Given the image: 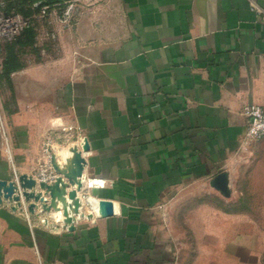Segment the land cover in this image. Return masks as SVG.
Wrapping results in <instances>:
<instances>
[{
	"label": "crops",
	"instance_id": "obj_1",
	"mask_svg": "<svg viewBox=\"0 0 264 264\" xmlns=\"http://www.w3.org/2000/svg\"><path fill=\"white\" fill-rule=\"evenodd\" d=\"M121 2L116 40L85 21L84 59L12 77L9 157L0 134L1 180L22 118L32 150L64 127L82 133L84 183L104 182L90 196L113 215L76 217L71 232L0 208V264H264V209L240 200L264 196L244 188L264 164L245 115L264 107V0Z\"/></svg>",
	"mask_w": 264,
	"mask_h": 264
},
{
	"label": "rangeland",
	"instance_id": "obj_2",
	"mask_svg": "<svg viewBox=\"0 0 264 264\" xmlns=\"http://www.w3.org/2000/svg\"><path fill=\"white\" fill-rule=\"evenodd\" d=\"M85 21L95 26L99 39L116 40L126 26L121 0H0V134L6 157H9V128L14 126V116L21 114L12 77L15 74L24 75L31 69L54 68L62 64L72 66L75 59H84L78 49L80 25ZM25 120L22 118L17 123L18 154L15 164L1 168L0 183L13 184L15 197L6 198L4 191L8 188L0 187V208L3 216L12 213L19 220L40 227L59 226L61 224L53 218L55 208L52 207V198L40 185H52L58 178L64 179L65 176L55 171L53 157L55 164L64 169L69 164L64 163L60 152L78 143L76 148L80 149L79 154L83 157L81 146L84 144L67 126L68 129L64 127L60 132L53 133L50 140L36 137L38 149L32 150L26 134L23 135L25 125L22 123ZM49 175L57 178L45 181V176ZM22 177L34 179L37 185L31 189L23 187ZM64 181L70 184L67 179ZM244 188L256 190V193L264 192V164L258 170L255 183H245ZM88 195V190L82 191L83 198ZM83 200L85 211H90L86 199ZM240 200H251L258 209H264V196L241 197Z\"/></svg>",
	"mask_w": 264,
	"mask_h": 264
},
{
	"label": "water",
	"instance_id": "obj_3",
	"mask_svg": "<svg viewBox=\"0 0 264 264\" xmlns=\"http://www.w3.org/2000/svg\"><path fill=\"white\" fill-rule=\"evenodd\" d=\"M86 145H88L87 149L88 152L90 150L88 140L85 138ZM82 147V146H81ZM86 165L85 159L81 157L79 153H75V155L70 160V164L66 166L64 169H60V167L55 164V158L53 157V166L56 172H59L62 176H65V178H58L56 183L52 185L47 184H41L40 187L42 190L47 192L49 196L52 198H55V195L58 197L61 194L69 197V199L75 200L77 198V195L82 193L83 191V184H78V188L75 189V184L78 182V178H82V172L84 171ZM65 179H67L70 184L67 185L65 183ZM21 181L23 182V187H27L28 189H31L37 185L36 181L34 179H28L27 177H22ZM216 187L219 189V191L225 196H230V190L229 185L227 181L224 178L217 179L215 182ZM4 186L5 188H8L6 191H4V195L6 198H14L15 196V187L13 184L7 185L6 182H1L0 187ZM73 188L72 190L69 188ZM70 191V192H69ZM69 192V193H68ZM51 194V195H50ZM82 200L83 198L81 194ZM84 201V200H83ZM74 211L75 213L78 212L79 208L81 207V201L76 199L73 203ZM113 215V209L111 208L110 211L106 214L105 217H110ZM104 218V217H101ZM66 228H68L69 231H74L75 227L74 224H69L68 222H63Z\"/></svg>",
	"mask_w": 264,
	"mask_h": 264
},
{
	"label": "bare ground",
	"instance_id": "obj_4",
	"mask_svg": "<svg viewBox=\"0 0 264 264\" xmlns=\"http://www.w3.org/2000/svg\"><path fill=\"white\" fill-rule=\"evenodd\" d=\"M87 147L88 145H86V147L82 146L83 148L82 150L84 151V153L88 152ZM79 150L80 149H77L75 147L62 150L60 153L63 157L64 163L70 164V160L75 155V153L80 152ZM80 155L82 157V154ZM81 174H82L81 176L82 178H78V182L75 184V189L78 188V184L84 185L83 172ZM81 194L79 193L76 198L81 201V207L79 208L77 213H75L73 206V203L75 202L76 199L75 200L69 199V197L63 194H61L58 197L55 195V198L52 197V205H53L52 207L55 208L53 218L56 220V222L58 223L68 222L69 224H72L76 217H80V218H88L91 216L104 217L110 211L111 208L113 209L112 203L100 201L98 199L93 198L92 196H89L86 200V204L89 205L90 211H85L84 201L80 196Z\"/></svg>",
	"mask_w": 264,
	"mask_h": 264
},
{
	"label": "built area",
	"instance_id": "obj_5",
	"mask_svg": "<svg viewBox=\"0 0 264 264\" xmlns=\"http://www.w3.org/2000/svg\"><path fill=\"white\" fill-rule=\"evenodd\" d=\"M245 115L249 121L247 132H246L247 138L251 141L263 140L264 139V107L257 106V105H249L245 108ZM78 137L79 139L83 138L82 133H80ZM45 177H46L45 181H53L57 178L54 175H49ZM103 187H104V182L101 180H98V179L87 180V181L85 180L83 190L90 191L95 188L98 189V188H103ZM89 196L90 195H88V197ZM88 197H86L85 199L87 200ZM59 224H61L65 229L68 230V228H66L63 223H59ZM74 227H75V224H74Z\"/></svg>",
	"mask_w": 264,
	"mask_h": 264
}]
</instances>
